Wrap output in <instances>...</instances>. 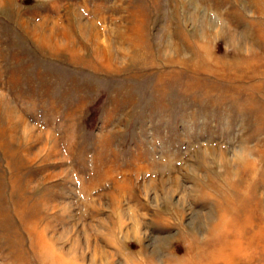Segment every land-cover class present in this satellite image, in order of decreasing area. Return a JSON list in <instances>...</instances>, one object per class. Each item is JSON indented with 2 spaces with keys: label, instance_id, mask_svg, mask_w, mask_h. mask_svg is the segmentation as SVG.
Segmentation results:
<instances>
[{
  "label": "rangeland",
  "instance_id": "1",
  "mask_svg": "<svg viewBox=\"0 0 264 264\" xmlns=\"http://www.w3.org/2000/svg\"><path fill=\"white\" fill-rule=\"evenodd\" d=\"M0 264H264V0H0Z\"/></svg>",
  "mask_w": 264,
  "mask_h": 264
}]
</instances>
